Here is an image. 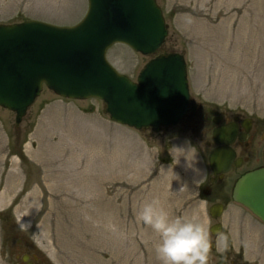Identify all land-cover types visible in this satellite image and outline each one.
Masks as SVG:
<instances>
[{"label":"rangeland","instance_id":"1","mask_svg":"<svg viewBox=\"0 0 264 264\" xmlns=\"http://www.w3.org/2000/svg\"><path fill=\"white\" fill-rule=\"evenodd\" d=\"M156 3L167 26L158 52L142 56L115 44L107 61L135 81L154 56L178 53L191 100L264 119V0ZM86 10L87 0H0V24L72 26ZM202 138L208 135L180 123L157 133L119 125L102 101L46 88L19 124L0 107V264H19L26 248L42 264H161L158 235L136 219L152 199L170 218L205 226L215 242L207 264L234 260L242 245L252 260L257 246L248 245L264 238V224L244 207L230 202L218 220L222 231L209 233V204L199 192L208 172Z\"/></svg>","mask_w":264,"mask_h":264},{"label":"water","instance_id":"2","mask_svg":"<svg viewBox=\"0 0 264 264\" xmlns=\"http://www.w3.org/2000/svg\"><path fill=\"white\" fill-rule=\"evenodd\" d=\"M87 2L83 19L72 27L34 20L0 25V107L13 112L19 124L45 86L65 99H99L111 121L135 130L157 133L176 125L189 100L182 55L169 53L151 59L136 82L117 73L105 58L114 44L129 46L143 56L158 50L167 26L156 0ZM219 133H213V142L224 146L208 158L215 172L216 163L223 171L227 169L232 159L228 144L235 136V132ZM232 200L264 222V169L241 176L233 187ZM215 211L213 218L221 209ZM219 232L220 226L210 229L213 236Z\"/></svg>","mask_w":264,"mask_h":264},{"label":"flooded vegetation","instance_id":"3","mask_svg":"<svg viewBox=\"0 0 264 264\" xmlns=\"http://www.w3.org/2000/svg\"><path fill=\"white\" fill-rule=\"evenodd\" d=\"M178 123H180L182 127L190 128L200 134L208 135V139H201L206 151H208V172L200 185L201 188L199 192L205 203L209 204L208 215L210 220L213 221V224L209 228V233L213 226H220L221 232L222 224L218 222V220L222 218L228 204L234 202L232 200V190L237 180L247 172L260 168L264 169V119L253 117L239 108H231L227 105L205 109L197 101L189 98L187 110ZM164 130L165 129H163V131ZM217 130L220 132L219 134L225 131L235 132V136L228 144V149L232 153V159L227 169L223 171L222 165L216 163L215 172L210 168L208 162L209 155L214 149L224 146V144L216 145L213 142V133ZM219 138L222 141H228L229 139L228 137ZM213 207H215V210L217 208L221 209L220 215L217 218H213L212 216V214L216 213L214 209L210 212ZM255 218L264 224V222L257 217ZM210 235L212 238H216L219 234L213 236L210 233ZM211 243L214 244L215 249V242ZM211 243L209 244V249ZM17 244L18 246H22L24 243L18 241ZM243 246L244 245L241 246L234 260H227L225 257H222L219 258L217 262L225 261L226 264H250L252 262L264 264V238L257 240L254 244L252 239L251 243L248 245L251 246L249 249L257 246V252L252 260L248 259L247 255H245L246 251ZM16 258L19 264H42V260H40L36 254L31 253L28 248L24 249L23 254L20 256L17 255Z\"/></svg>","mask_w":264,"mask_h":264},{"label":"clouds","instance_id":"4","mask_svg":"<svg viewBox=\"0 0 264 264\" xmlns=\"http://www.w3.org/2000/svg\"><path fill=\"white\" fill-rule=\"evenodd\" d=\"M136 219L158 235L154 251L161 264H207L208 233L196 219L170 218L157 199L144 202Z\"/></svg>","mask_w":264,"mask_h":264},{"label":"bare ground","instance_id":"5","mask_svg":"<svg viewBox=\"0 0 264 264\" xmlns=\"http://www.w3.org/2000/svg\"><path fill=\"white\" fill-rule=\"evenodd\" d=\"M178 123V122H177ZM113 231L116 232L117 229L116 228H113ZM115 235V234H114ZM137 248H139V245H137Z\"/></svg>","mask_w":264,"mask_h":264}]
</instances>
